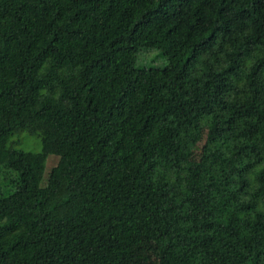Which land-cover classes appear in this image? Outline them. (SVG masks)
I'll use <instances>...</instances> for the list:
<instances>
[{
  "label": "trees",
  "instance_id": "obj_1",
  "mask_svg": "<svg viewBox=\"0 0 264 264\" xmlns=\"http://www.w3.org/2000/svg\"><path fill=\"white\" fill-rule=\"evenodd\" d=\"M219 35L225 70L187 83ZM262 84L264 0H0V264H255Z\"/></svg>",
  "mask_w": 264,
  "mask_h": 264
},
{
  "label": "rangeland",
  "instance_id": "obj_2",
  "mask_svg": "<svg viewBox=\"0 0 264 264\" xmlns=\"http://www.w3.org/2000/svg\"><path fill=\"white\" fill-rule=\"evenodd\" d=\"M157 50L147 51L144 55L145 62H138V64L142 63L149 67H157L162 66L164 60L162 57H159L157 54ZM231 53L229 45H228V36L219 35L217 40L212 45V47L197 56L195 63L191 70L188 72L186 77L187 83H193L195 81H199L202 79L213 78L216 74H220L225 70L226 67V59L227 56ZM142 54H139L141 58ZM249 61L254 58V55H250ZM163 60V61H162ZM248 61V62H249ZM242 64V63H240ZM225 77L228 75H224ZM229 87V86H228ZM264 89V85H261V90ZM241 86H237L233 84V86L226 89L228 93L227 96L230 99H234L237 96V93L242 92ZM203 138L206 134V130L202 131ZM11 146L22 150L25 152L31 153H40L42 151L41 139L37 134H33L32 131H22L21 133H17L10 138ZM203 142L198 143V147L202 146ZM199 151H195L192 153V158L196 159L199 156ZM58 156L48 153L44 160V171H43V179L41 182V186L44 187L47 182L48 175L53 167H55L58 163ZM255 264H264V257L259 256Z\"/></svg>",
  "mask_w": 264,
  "mask_h": 264
}]
</instances>
